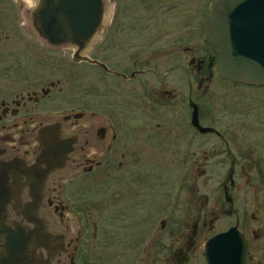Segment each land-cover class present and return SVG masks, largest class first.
<instances>
[{
	"label": "flooded vegetation",
	"instance_id": "flooded-vegetation-1",
	"mask_svg": "<svg viewBox=\"0 0 264 264\" xmlns=\"http://www.w3.org/2000/svg\"><path fill=\"white\" fill-rule=\"evenodd\" d=\"M181 4L148 9L176 25L178 42L142 58L132 38L121 41L124 20L108 34L110 20L99 57L87 55L92 45L85 53L104 67L41 38L29 19L14 36L1 24L0 214H28L37 202L52 254L63 240L51 264H264V84L222 78L204 34L205 48L187 46L197 33L182 28ZM57 50L101 72L99 112L54 110L64 82L52 78ZM107 76L118 80L112 88Z\"/></svg>",
	"mask_w": 264,
	"mask_h": 264
},
{
	"label": "water",
	"instance_id": "water-1",
	"mask_svg": "<svg viewBox=\"0 0 264 264\" xmlns=\"http://www.w3.org/2000/svg\"><path fill=\"white\" fill-rule=\"evenodd\" d=\"M30 3V7L35 5L34 0ZM106 10L105 0H37L30 18L35 30L50 43L74 45L79 51L97 36ZM203 30L216 53L221 76L236 82L264 83V0H216ZM41 179L44 176L39 174L30 189L37 190L34 185ZM29 205L28 214H0V260L5 264H51L65 251L58 237L56 255L52 254L47 219L35 214L37 202Z\"/></svg>",
	"mask_w": 264,
	"mask_h": 264
},
{
	"label": "rangeland",
	"instance_id": "rangeland-1",
	"mask_svg": "<svg viewBox=\"0 0 264 264\" xmlns=\"http://www.w3.org/2000/svg\"><path fill=\"white\" fill-rule=\"evenodd\" d=\"M172 1L173 0H111L112 12L110 13L108 21L106 23L107 25L109 21L112 20L111 26H109V28L107 29L108 34H110L109 30L111 31L114 21L119 17L124 20L121 41L123 44H125V41H129L132 38V40L134 41L132 45H136L138 48L139 58H142L144 56V53L146 52L166 50L167 48L177 44L178 42L177 39L174 40L172 37V34H176L177 27L176 25H172L170 22H167L168 18L165 14H162V11L159 14L158 18L154 20L156 14H153L152 17L149 16L148 9L151 7L155 8L161 3H171ZM208 1L209 0H183L184 5L181 4L177 6H181V10L179 11L180 19L184 20L181 24L182 28L186 27L187 25H194L196 28L197 34L191 36L190 38L187 36L184 40L187 46L194 44L198 48H205L203 41L204 37L203 33L200 31L199 23L200 20L204 18V14H206L205 5ZM19 6L23 7L24 9L27 5L25 6L21 0H0V28L2 24L5 30L9 29L10 31L7 33L11 36L15 35L13 25H19L18 27L21 28L24 20L26 21L28 19V17L21 16L20 13L22 11ZM200 11L202 13L199 14ZM191 17V21L193 22L190 21ZM23 34L26 36V38L22 36L23 41H27L28 39H30L31 34L28 27H25V29L23 30ZM168 36H170L171 38L168 39ZM14 38L15 40L17 39L16 37L10 39ZM96 40L97 41L92 44L93 48H89L90 50L88 49L89 52H87V55L91 58L99 57L98 50L100 41L98 38ZM106 40H108L109 43L110 39ZM7 50L9 51L8 54H10L11 51L16 52V50H12L9 47L7 48ZM54 53L55 57L53 63H57L58 69L53 72L54 76L52 78H58L64 81L63 84H61L62 90L60 92H57V96L55 98L56 107L54 108V110H58L59 108L61 109V107L71 106L73 104H79L78 106L80 108H89L90 110L98 111L100 109V86L103 82V75L101 74V72L96 69L95 66H89L83 62H72V60L70 59L71 53L68 50H57ZM104 57L107 59V61H112L111 63L113 64V66L116 65V60H113V53H109L107 51ZM188 57L189 56L187 55L184 60V67L187 66L186 62L188 60ZM22 62L24 68L30 67V65L25 62V60H22ZM172 63L173 60L171 58L170 66L172 65ZM42 70L43 69H39V71ZM173 77H175L173 73L169 74L167 76V81L171 83L173 81ZM117 81L118 80L114 81L113 78H110L108 76L105 77L106 85H108L107 87L112 88ZM6 92L8 91L6 90ZM74 198H77V208L82 211V192H75Z\"/></svg>",
	"mask_w": 264,
	"mask_h": 264
},
{
	"label": "bare ground",
	"instance_id": "bare-ground-1",
	"mask_svg": "<svg viewBox=\"0 0 264 264\" xmlns=\"http://www.w3.org/2000/svg\"><path fill=\"white\" fill-rule=\"evenodd\" d=\"M28 7L31 6L30 0H22Z\"/></svg>",
	"mask_w": 264,
	"mask_h": 264
}]
</instances>
